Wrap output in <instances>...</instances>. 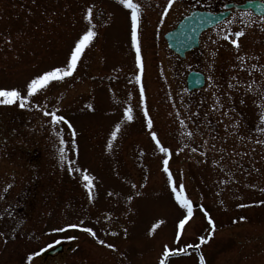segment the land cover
Returning <instances> with one entry per match:
<instances>
[{
  "label": "rangeland",
  "instance_id": "1",
  "mask_svg": "<svg viewBox=\"0 0 264 264\" xmlns=\"http://www.w3.org/2000/svg\"><path fill=\"white\" fill-rule=\"evenodd\" d=\"M211 1L210 8L174 0L161 17L167 0H133L141 9L137 84L131 10L119 0H0V87L26 94L31 77L63 66L89 26V8L97 33L72 76L38 90L23 108L0 104V264H158L164 245L188 246L166 264H199L201 255L205 264H264V20L233 11L183 58L163 38L192 8L240 0ZM190 70L204 74L202 88L186 89ZM145 110L169 149L174 186L182 183L191 201L179 238L187 209L168 186ZM84 175L92 177L91 201ZM56 244L59 252L41 256Z\"/></svg>",
  "mask_w": 264,
  "mask_h": 264
},
{
  "label": "snow or ice",
  "instance_id": "2",
  "mask_svg": "<svg viewBox=\"0 0 264 264\" xmlns=\"http://www.w3.org/2000/svg\"><path fill=\"white\" fill-rule=\"evenodd\" d=\"M174 0H167V3L165 4L163 8V12L161 13V17L166 15L169 11V9L172 7ZM119 3L123 5L124 8L130 9V20H131V44L132 48L135 50V64L136 68L140 71L137 72L135 76V80L137 84H140L141 82V72L143 71V63H142V56H141V48L138 40V25H139V18H140V5L138 3H134L133 0H119ZM91 14L92 9L89 8L84 14V19L89 21V26L87 29L74 41L73 46L70 48V52L68 56L66 57V62L63 66H54L49 68L48 70L43 71L42 73H37L33 77H31L28 81H26L24 86V93L22 94L21 90H18L16 87L11 88H5L0 87V104L2 105H12L15 102L19 103V107L23 108L26 106L29 97L33 96V94L37 93L38 90H42L45 87L49 86L51 82L54 81H62L65 79V77H70L73 75L74 71L77 68V63L81 59L82 53L85 50V47L89 45V43L93 40V38L97 35V33L94 31V25L91 24ZM248 15H251V13H248ZM262 20H264V17H261ZM244 33L241 31L235 32V37L239 38ZM225 40H228L229 37L226 35L224 37ZM230 43L235 46L239 47L237 39L233 38L230 40ZM140 103L143 106L144 105V90L143 87L140 89ZM89 108L92 106L89 105ZM45 115H50L52 122L55 124L57 122H64L65 124H68V121L65 120L63 116L56 115L55 113H45ZM144 117L148 126V129L150 130L149 134L151 136V139L155 142L156 148L159 150V152L164 154V159L162 161L163 165V172L167 175V183L168 186L171 188L172 193L175 195L176 201L179 203L180 207L183 209H187V214L184 215L182 218L178 220L177 224V232L176 236L177 238L180 237V230L184 228L186 222L189 220V217L192 216V207H191V201H189L184 196V186L181 183L179 187V191L174 186L173 182V176L169 170V149L167 147H163L161 145L160 140L157 137V133L155 131H151L152 129V120L148 116V112L144 111ZM124 118L127 120L132 119L131 109L125 108L124 109ZM260 120L264 121V114H261ZM183 123V121H181ZM68 127L71 129L72 125L68 124ZM119 124L116 125L115 129L111 132L109 141H108V147H111V142L113 139H115L117 135V130L119 129ZM73 136L75 135V132L73 131ZM64 141L61 139L60 144L62 145ZM195 151V149H193ZM60 152L63 153V148L60 149ZM63 155H61V159H63ZM71 171V170H70ZM83 179L86 181L84 184V187L88 189V199L91 201L93 199L92 195V177L88 175H84ZM133 188L136 187V185H132ZM139 195V193H137ZM129 200L132 199L131 196L128 197ZM264 203V202H262ZM242 206V205H241ZM204 215L208 217V223L209 225L213 224V221L211 217L208 216V213L205 212ZM241 220L244 219V217H240ZM69 228H75L78 227L76 224H69L67 225ZM155 227V225L153 226ZM54 231H64V228H58L53 229ZM82 231L88 233L90 236L95 237V233L93 232L92 228H83ZM213 233L210 231L207 233V235L210 237ZM112 235H115V233H112ZM200 242L205 243L204 237H200ZM97 243L104 245L105 247L112 249L114 246L111 243L105 244L104 240H97ZM185 247H178L170 249L168 245H164L162 255L159 258L158 264H166V258L170 256H176L180 253H183L186 251ZM192 247H199V245H193ZM43 251V249H41ZM38 255V253H31L28 255L27 259L32 260L33 256ZM199 264H205V259L201 255L199 258Z\"/></svg>",
  "mask_w": 264,
  "mask_h": 264
},
{
  "label": "water",
  "instance_id": "3",
  "mask_svg": "<svg viewBox=\"0 0 264 264\" xmlns=\"http://www.w3.org/2000/svg\"><path fill=\"white\" fill-rule=\"evenodd\" d=\"M222 11L192 10L182 17L176 26L167 31L163 37L169 50L180 57L185 52L198 45L199 34L207 28L222 21L230 13V8L250 10L253 14L264 16V0H245L242 3H229ZM204 84V76L201 72L191 71L186 76L187 90L200 88ZM62 248V244L43 252V255H51Z\"/></svg>",
  "mask_w": 264,
  "mask_h": 264
},
{
  "label": "flooded vegetation",
  "instance_id": "4",
  "mask_svg": "<svg viewBox=\"0 0 264 264\" xmlns=\"http://www.w3.org/2000/svg\"><path fill=\"white\" fill-rule=\"evenodd\" d=\"M196 1H197L198 4H199V1L201 3H205L204 6H210V7H213L214 6V3L211 0H196ZM214 1L220 2V1H223V0H214Z\"/></svg>",
  "mask_w": 264,
  "mask_h": 264
}]
</instances>
